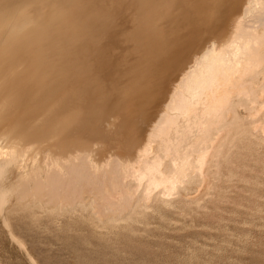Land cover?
Instances as JSON below:
<instances>
[{
	"label": "bare ground",
	"instance_id": "1",
	"mask_svg": "<svg viewBox=\"0 0 264 264\" xmlns=\"http://www.w3.org/2000/svg\"><path fill=\"white\" fill-rule=\"evenodd\" d=\"M260 76L264 0H0L6 234L12 194L27 207L92 203L100 216L132 206L135 188L144 201L158 188L170 198L189 175L204 173L220 138L213 134L233 107L263 100Z\"/></svg>",
	"mask_w": 264,
	"mask_h": 264
},
{
	"label": "rangeland",
	"instance_id": "2",
	"mask_svg": "<svg viewBox=\"0 0 264 264\" xmlns=\"http://www.w3.org/2000/svg\"><path fill=\"white\" fill-rule=\"evenodd\" d=\"M262 79L260 76V79L257 77L255 81L259 87L258 91L262 90L261 98L264 97V80ZM250 103L248 105V102H242L233 107L232 118L231 115L230 120L226 118L220 130L213 134V138L217 136L220 138L216 147L210 151V161L204 173L189 175L182 186L172 191L174 193H171L170 198H168L169 195H166L167 198L164 194L162 196V189L158 188L152 192L149 200L144 201L143 188H139L140 191L137 192L136 188L134 190V185L129 184L128 188L132 194L136 193L132 195L136 198V200L133 198L135 202H131L132 206L129 204L126 208L121 206L119 210L115 209L116 215L102 210L111 215L107 217V214L102 212L104 213L101 214L102 217L92 203H78L67 208L64 206L62 209L60 207L47 209L46 206L45 209L44 204H29L27 207V204L23 205L25 204L23 201L17 200L16 194L10 195L5 205L6 212L3 213V218L13 235L6 234L0 219V264H264V144H262L264 143V98L262 101L255 98V101ZM240 107L243 108L240 109ZM223 133H225L224 136ZM247 142H251L252 145ZM244 145H248L249 148ZM227 146L228 148L224 149ZM234 150H237V153ZM251 150L252 155L249 154ZM247 155V158L252 156L255 159L244 160ZM223 160L227 161L225 166ZM242 163L244 165H241ZM234 168L238 170L237 173ZM208 169L211 171L208 172ZM205 180L206 185L203 183ZM225 182H228L227 185ZM217 199L221 200L217 202ZM176 200L179 203H176ZM185 204L188 206L185 207ZM122 207L126 211L124 208L121 211ZM100 209L98 207V210ZM126 226L128 229L125 228ZM132 227L136 231H133Z\"/></svg>",
	"mask_w": 264,
	"mask_h": 264
}]
</instances>
